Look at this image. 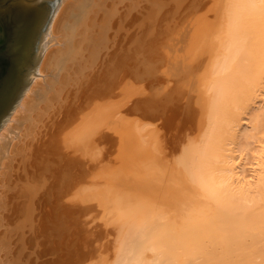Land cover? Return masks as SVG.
<instances>
[{"label":"bare ground","instance_id":"bare-ground-1","mask_svg":"<svg viewBox=\"0 0 264 264\" xmlns=\"http://www.w3.org/2000/svg\"><path fill=\"white\" fill-rule=\"evenodd\" d=\"M172 1L181 0H135L123 8L122 0H60L56 6L34 78L0 128V264L59 263L56 240L62 220L57 209L64 200L61 191L66 190L67 197L76 186V176L69 166L60 165L56 155L59 143L67 129L74 132L89 126L100 112L92 118L95 108L122 97L123 18L132 14L140 23L132 48L129 45L125 50L139 49L154 34L156 17ZM223 2L218 45L203 81L205 101L194 83L187 89L192 86L187 84L188 70L182 75L173 68L174 84L168 94H150L138 104L142 114L163 110L165 101L181 100L182 90L191 92L181 107L202 132L183 152V179L211 211L198 231L192 232V245L186 239L163 242L156 228L160 219H151L149 214L141 218L151 225L146 232L140 221L131 218L126 231L117 233L114 264H264V0ZM69 31H75L68 35L73 37L71 43ZM90 81L87 94L81 87ZM69 84L76 109L85 94L91 99L79 113L67 110L62 118L60 110L55 111L58 116L43 125L47 130L35 144L36 136H28L31 142L23 140L33 128L26 123L36 120L30 115L42 117L48 105L54 109L61 105L71 95L69 91L63 95ZM113 121L116 131L111 132L116 139L106 130L101 138L104 150L110 140L121 139V119H104L103 124L109 127ZM20 140L24 146H18ZM48 142L52 152L44 156L54 155V160L37 154ZM16 156L19 159L14 163ZM82 195L81 201L74 196L72 208L81 204L86 212L94 205L93 199L89 190ZM45 203H50L53 215L46 209L42 213ZM160 226L170 238L172 230L183 228L166 221ZM145 236L154 243L143 244Z\"/></svg>","mask_w":264,"mask_h":264},{"label":"rangeland","instance_id":"rangeland-1","mask_svg":"<svg viewBox=\"0 0 264 264\" xmlns=\"http://www.w3.org/2000/svg\"><path fill=\"white\" fill-rule=\"evenodd\" d=\"M133 1L135 0H122L119 6L126 7L133 4ZM58 3L60 0H57L56 6ZM223 5V0L172 1L156 17L157 30L155 28L154 34L146 38L141 48L131 50L125 48L129 45L132 48L140 23L132 14L123 18L125 12H122V97L116 96L95 108L90 114L92 118L98 110L100 112L98 117L91 120L89 126L74 129V132L71 128L67 129V135L64 134L56 150L60 165L69 166L70 172L76 176V186L69 195L66 197L68 192L61 191L64 200L57 209L59 221L62 220L61 234L56 240L58 264H114L119 247L117 233L126 231V223L131 218L140 221L138 225L143 226V232L148 231L151 225L141 219L144 214H149L151 219H160L156 221V228L162 233L163 242L186 239L188 245H192V232L198 231L201 220L210 213L211 208L206 202L200 201L202 196L199 198L197 192L183 179V152L192 141L199 139L202 132L196 123L185 117L181 107L186 101L184 98L191 92L182 90L181 100L178 101L170 99L171 102H167L163 98L166 102L165 111L157 109V112L152 110L142 114L138 104L144 96L168 94L174 84L170 74L173 68L180 74L186 72V75L188 70L190 81L187 80V84L192 86L187 89H192L194 83L205 101L203 81L209 70L210 58L218 45ZM167 11L169 13L164 15ZM71 33L73 35L75 31H69L67 37ZM68 39L71 43L73 37ZM150 42L153 44L147 46ZM123 51L131 52L124 56L126 53ZM87 84L92 85L90 81L81 90L89 94L91 88L85 90L88 89ZM71 89L70 84L64 89L63 95L66 91L71 95L69 93L66 96L69 97L57 108H50L48 105L46 112L41 113L42 117L38 113L30 115V119L36 116V120L26 123L32 124L30 127L33 128L30 130L33 131L31 133L29 130L30 134L23 140L31 142L29 138L36 136L32 141L35 144L47 130L44 126L54 121L59 112L63 115L62 118L67 110L79 113L91 99V95L88 98L85 94V101L78 104L76 109ZM80 93L82 92L79 90L78 94ZM62 99L61 95L60 101ZM58 109L60 111L54 114ZM204 114L203 112L201 121ZM104 119H121L122 135L119 142L114 141L116 135L111 132L116 131V123L113 121L106 127L103 124ZM106 130L110 131V137L114 139L108 142L104 150L101 138ZM29 135L31 136L28 138ZM23 140L17 141L18 146H24ZM52 146L48 142L37 154L47 159L44 154H50ZM48 158L47 160H54L55 156ZM15 159L14 163L19 156ZM85 171L86 176L82 177ZM85 190H89L94 205L86 212L81 209V204H75V209L72 208V200L76 197L77 201H81L79 194L82 195ZM74 192L76 196L73 195ZM70 208L73 213L71 216L68 213ZM45 209L53 215L50 203H45L42 213ZM181 218L184 220L179 221ZM165 221L179 223L183 228L172 230L170 238L169 233L164 234L165 231L160 226V222ZM141 241H144L143 244L154 243L147 236Z\"/></svg>","mask_w":264,"mask_h":264},{"label":"water","instance_id":"water-1","mask_svg":"<svg viewBox=\"0 0 264 264\" xmlns=\"http://www.w3.org/2000/svg\"><path fill=\"white\" fill-rule=\"evenodd\" d=\"M57 0H0V128L34 78Z\"/></svg>","mask_w":264,"mask_h":264}]
</instances>
